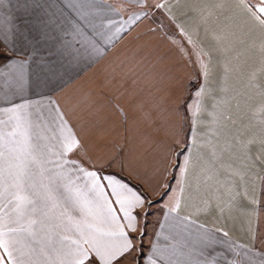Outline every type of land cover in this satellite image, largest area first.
I'll return each mask as SVG.
<instances>
[{
  "label": "crops",
  "instance_id": "1",
  "mask_svg": "<svg viewBox=\"0 0 264 264\" xmlns=\"http://www.w3.org/2000/svg\"><path fill=\"white\" fill-rule=\"evenodd\" d=\"M21 3H0V49L23 63L0 64V109L63 113L80 141L69 158L147 198L122 264H150L157 244L203 229L264 253V25L239 0H97L101 51L72 62L6 41L9 21L25 27ZM216 250L219 264H248Z\"/></svg>",
  "mask_w": 264,
  "mask_h": 264
},
{
  "label": "snow or ice",
  "instance_id": "2",
  "mask_svg": "<svg viewBox=\"0 0 264 264\" xmlns=\"http://www.w3.org/2000/svg\"><path fill=\"white\" fill-rule=\"evenodd\" d=\"M239 2L264 25V0L259 5ZM96 4L97 0H22L25 27L17 23L20 17L14 18L7 29L12 39H5L13 48L28 47L36 55L79 61L101 51V34H93L90 19ZM37 45L47 48V53ZM10 60L8 50L0 49V64L23 69V63L9 65ZM30 107L0 109L7 116L0 118V264H122L136 251L133 234L149 201L128 183L102 177L70 159L80 141L63 113L42 119L44 113L37 109L33 118ZM172 239L175 243L166 249L154 247L156 258H150V264L164 260L165 252L170 253L168 264H219L227 260L216 250L223 244L248 264H264V253L246 246H240L244 250L239 252L234 243L220 240L208 229ZM227 264L240 262L232 259Z\"/></svg>",
  "mask_w": 264,
  "mask_h": 264
}]
</instances>
